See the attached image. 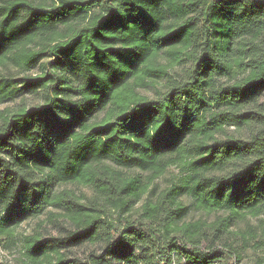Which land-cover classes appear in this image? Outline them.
Here are the masks:
<instances>
[{"label":"trees","instance_id":"obj_1","mask_svg":"<svg viewBox=\"0 0 264 264\" xmlns=\"http://www.w3.org/2000/svg\"><path fill=\"white\" fill-rule=\"evenodd\" d=\"M28 94L44 105L0 110V240L70 228L22 239L28 264H264V220L231 230L264 217V0H0V106Z\"/></svg>","mask_w":264,"mask_h":264},{"label":"rangeland","instance_id":"obj_2","mask_svg":"<svg viewBox=\"0 0 264 264\" xmlns=\"http://www.w3.org/2000/svg\"><path fill=\"white\" fill-rule=\"evenodd\" d=\"M14 75V78L22 77L23 75H27L29 77H36L37 75H40V72L33 71L29 73H22L19 74L16 70H12L11 72ZM175 78H177V74H179V71L177 69H171L169 71ZM18 75V76H17ZM163 83L160 81H156L154 84H149L148 87L142 88V90H139L141 95L146 96L147 98L153 100L156 99L159 91H162ZM262 101H264V97L261 98ZM25 105L27 108H37L38 106H43L44 102L40 99L38 96L34 95H25L22 100H18L15 103H10L8 105L0 106V110H4L9 107H15L16 105ZM230 135L236 134L235 131L229 130ZM178 170L176 168L168 170L165 174L159 177V179L155 180L154 182V188H151L150 190L153 191V197L156 196V192L159 191V189L164 188L166 186H169L171 182H174V180L177 179ZM59 191L65 190V191H72L73 195L75 197H78L79 199H85L91 197L90 191L83 186L80 185H70V186H61L58 188ZM183 203H187V200L185 198H182ZM142 203V202H141ZM141 203L137 204L136 208L141 205ZM52 213H56L54 210H48ZM223 213L219 212L218 214L212 213V214H203L198 211H190V214L186 221H207V223H211L216 217L222 216ZM260 220H264L263 216L259 217H253L252 215H245L242 219H237L235 228H232V231H237L238 237H242L243 233L247 230H252L255 235H258L259 231L256 229L260 224ZM70 229L66 222H63L62 219L59 216H56L54 218L53 223H49L47 220L46 214L41 215L38 219H28L22 224L19 225V227L15 228L12 232V245L8 246L5 240H0V264H28V259L23 255V249H22V242L21 240L24 238H27V236L31 235H39L41 238H52L57 239L60 237H63L67 234V231ZM92 250L89 246L87 247H79L74 248L71 251L65 253L66 258L72 260V258H77L79 260H85L87 256V252ZM263 255V254H262ZM261 256L260 252H253L251 250L246 251L240 255L239 259H232L230 264H253L257 257Z\"/></svg>","mask_w":264,"mask_h":264}]
</instances>
